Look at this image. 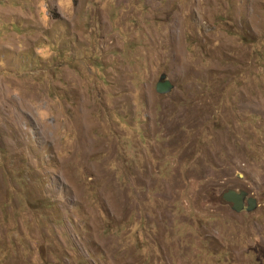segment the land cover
Here are the masks:
<instances>
[{
    "label": "rangeland",
    "instance_id": "rangeland-1",
    "mask_svg": "<svg viewBox=\"0 0 264 264\" xmlns=\"http://www.w3.org/2000/svg\"><path fill=\"white\" fill-rule=\"evenodd\" d=\"M0 264H264V0H0Z\"/></svg>",
    "mask_w": 264,
    "mask_h": 264
},
{
    "label": "water",
    "instance_id": "water-1",
    "mask_svg": "<svg viewBox=\"0 0 264 264\" xmlns=\"http://www.w3.org/2000/svg\"><path fill=\"white\" fill-rule=\"evenodd\" d=\"M173 88L174 83L168 78L166 73L162 72L156 82V92L165 94L171 92ZM222 196L225 201L231 203V209L238 213L243 211L251 212L257 206L256 198L241 188H228Z\"/></svg>",
    "mask_w": 264,
    "mask_h": 264
}]
</instances>
